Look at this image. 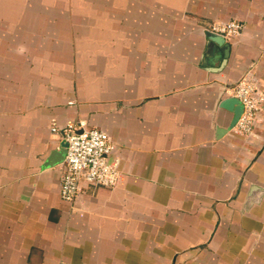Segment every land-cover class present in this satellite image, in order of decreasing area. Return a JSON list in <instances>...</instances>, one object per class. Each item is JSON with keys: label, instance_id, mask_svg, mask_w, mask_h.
I'll list each match as a JSON object with an SVG mask.
<instances>
[{"label": "crops", "instance_id": "crops-1", "mask_svg": "<svg viewBox=\"0 0 264 264\" xmlns=\"http://www.w3.org/2000/svg\"><path fill=\"white\" fill-rule=\"evenodd\" d=\"M242 78L264 97V0H0V264H264V102L247 134L219 105ZM67 124L119 169L71 202Z\"/></svg>", "mask_w": 264, "mask_h": 264}, {"label": "built area", "instance_id": "built-area-1", "mask_svg": "<svg viewBox=\"0 0 264 264\" xmlns=\"http://www.w3.org/2000/svg\"><path fill=\"white\" fill-rule=\"evenodd\" d=\"M242 24L239 20L211 23L209 30L232 37L240 32ZM230 94L239 100L242 111L234 126L243 133L252 130L256 113L262 109L264 97L255 92L253 84L242 78L230 87ZM52 132L66 142V152L61 163L62 178L60 195L67 201L76 197L80 183L102 186H113L119 176L118 160L109 156L112 143L109 135L97 128H77L72 124L63 127L53 125Z\"/></svg>", "mask_w": 264, "mask_h": 264}, {"label": "water", "instance_id": "water-1", "mask_svg": "<svg viewBox=\"0 0 264 264\" xmlns=\"http://www.w3.org/2000/svg\"><path fill=\"white\" fill-rule=\"evenodd\" d=\"M206 37L210 41L211 43L210 46L212 48L214 46L220 47L218 53H221L220 55H223V61L221 63L222 66L225 63L226 58L228 57L230 44L226 41V38H224L222 35L214 33L210 30H206ZM219 105L232 112V119L230 121L229 127L230 128L233 127L242 111V106L239 103V100L236 97L228 96L223 98L220 101ZM221 131L223 130H219V132ZM66 145H67L66 142L62 141L57 149L52 150L50 152L48 162L49 163L60 162L64 158V154L66 152Z\"/></svg>", "mask_w": 264, "mask_h": 264}]
</instances>
